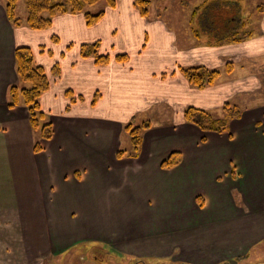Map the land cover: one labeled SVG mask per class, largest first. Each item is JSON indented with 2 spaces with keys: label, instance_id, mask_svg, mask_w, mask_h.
Instances as JSON below:
<instances>
[{
  "label": "crops",
  "instance_id": "obj_1",
  "mask_svg": "<svg viewBox=\"0 0 264 264\" xmlns=\"http://www.w3.org/2000/svg\"><path fill=\"white\" fill-rule=\"evenodd\" d=\"M134 2L105 4L92 27L83 13H66L33 30L13 25L0 0V264H70L75 251L97 264L96 247L150 263L222 264L264 242V100L257 72L264 71V10L257 12L260 27L238 33L242 41L216 42L195 35L199 24L202 32L210 29L204 21L214 4L207 0L192 12L204 7L200 20L182 32L157 8L141 16ZM221 4L230 9L226 0ZM237 5L224 23L234 32L247 18ZM95 41L109 64L82 57L81 46ZM19 47L31 49L51 84L40 106L53 136L40 140L39 152L28 109L8 106V90L19 83ZM123 54L128 60L117 62ZM198 66L221 76L196 89L180 69ZM242 98L249 103L239 104ZM230 100L240 115L227 132H204L183 119L188 107L216 111ZM167 105L176 118L162 123ZM138 117L136 125H152L135 156L118 159L119 150L128 151L125 137L132 148L125 126ZM175 153L180 162L164 168Z\"/></svg>",
  "mask_w": 264,
  "mask_h": 264
},
{
  "label": "trees",
  "instance_id": "obj_2",
  "mask_svg": "<svg viewBox=\"0 0 264 264\" xmlns=\"http://www.w3.org/2000/svg\"><path fill=\"white\" fill-rule=\"evenodd\" d=\"M3 2L9 21L15 26H20V19L16 16V9L19 0H3ZM100 2H105L110 7L116 5V0H66L65 2L62 0H25L27 9L26 25L33 30H44L51 27L52 20L57 15L66 13H83L87 24L92 26L104 16V11L97 14H91L85 11V8L87 6L96 5ZM151 4V0L135 1V6L139 9L143 17L149 16ZM203 10L204 7H201L194 12V18H197V22L200 20V12ZM242 25L245 27V22H243ZM201 28L202 27L199 24V28L195 30V35L198 38L202 37L200 34L202 33ZM238 33L241 34V30L239 32H234L231 28L230 31L224 33L225 35L223 34L224 38L222 39L231 42L242 41L243 38H240L241 36L238 37ZM245 37H248V34ZM218 38L215 40L216 42L222 40ZM100 47L101 45L99 42H95L91 45H82L81 55L84 58H93L97 65H106L110 63L111 57L108 54H101ZM15 57L19 83L10 86L8 90V106L10 109L19 106H24L28 109L30 123L39 135V138L35 143V151L39 152L42 150L40 140H50L53 136L52 123L49 120H46L45 114L40 106V98L49 90L51 84L45 69L34 63L31 49L19 47L16 50ZM116 60L126 62L128 56L118 55ZM53 71L57 75L59 73V67L55 66ZM180 71L187 81L197 89H205L213 86L221 76L220 70L209 69L203 66L181 68ZM226 71L228 73L232 71L231 64L227 65ZM239 115L240 109L236 105L225 104L223 105L222 114L220 116H215L206 109L191 106L186 108L183 118L185 122L197 126L204 132L221 134L228 131L229 122ZM151 125V122L147 121L141 125L130 123L125 126V130L130 136L133 152L131 153L125 149H121L117 153L118 159H122L125 156H135L141 146L143 132L146 129H149ZM179 162L178 154L175 153L165 160L162 166L164 168H171ZM138 261L144 262L145 260Z\"/></svg>",
  "mask_w": 264,
  "mask_h": 264
},
{
  "label": "rangeland",
  "instance_id": "obj_3",
  "mask_svg": "<svg viewBox=\"0 0 264 264\" xmlns=\"http://www.w3.org/2000/svg\"><path fill=\"white\" fill-rule=\"evenodd\" d=\"M62 1L65 2L66 0H62ZM201 1L202 0H151L152 4L150 6V14H151V12H153V11H151V10H153V8L154 9L157 8L159 10L160 16H162V19L165 20V22L167 23V25L169 27H171L173 30H181V32H182L185 29V27H187V23L191 24V21L193 23V27L195 26L194 23L196 21V18H194V15H192V12H193L195 7H197L198 5H201L200 4ZM207 1L210 2L209 6H212V4H214L213 7L215 9H213V7L208 9L207 17L204 21L205 27H206V25L207 26L209 25L210 29H206V30L204 29L203 30L204 32H202V28H201V32H202L201 35L205 39L214 41L218 37H219L218 39L224 38L223 34L226 33L227 31L231 30L230 24L224 25V23H226L232 19V10H234L235 12H237V10H240L238 8V5H237L240 2L242 3V8L244 7V9H245V14L247 17L244 19L245 27H244V25L240 26L241 32H243V29L255 31V28L261 26L262 17L257 16V14H258L257 12H262L264 10V0H229V1L226 0V6L230 5V9H227V8L225 9L221 6V5H223V4H221L222 0H207ZM105 4H106L105 2H100V3L93 5V6H87L85 8V11H87L88 13H91V14H97V13L103 11L102 8H103V6H105ZM116 4H117V0H116ZM134 5H135V2H134ZM241 11H243V10H241ZM150 14H149V16H150ZM16 16H17V18L20 19L21 25H25L26 18H27V9H26L25 0H19L18 5H17V9H16ZM149 16H147V17H149ZM85 20H86V18H85ZM86 23H87V21H86ZM97 23H95L94 25H96ZM94 25H92V26H94ZM92 26H89V27H92ZM195 29L197 30L198 27H195ZM205 32H207V34H204ZM179 36L182 37L183 44L185 45L186 41L184 40L183 34L182 35L180 34ZM56 41H57V38H56ZM97 42L100 43V41H97ZM91 44H93V43H91ZM91 44L85 43L83 45H91ZM123 55H125V54H123ZM116 61L119 63H125V62H120L118 60H116ZM53 70H54V68H53ZM53 70H52V73L54 75H56ZM257 72H258L259 79L262 82L261 83L262 84L261 85L262 93L259 94L258 98H259V100H264V71L257 70ZM59 74H60V71L57 75H59ZM199 90H201V89H199ZM254 92H256V90ZM253 94H255V93H253ZM246 99L247 100H245V99L243 100V98L239 99V104H241L242 106L246 105L247 102L249 101L248 98H246ZM226 104L234 105V103L231 100H230V102L228 101ZM222 109H223V107H221L219 110L210 111V112L213 113L215 116H220L222 114ZM162 111H163V113L164 112L166 113V114H164V116H159V117H162L161 118L163 120L162 123L165 122L166 120L170 121V120H173L174 118H176L175 114L173 115L174 109L172 107H168V105H167L166 109L163 108ZM151 118H150V120H151ZM140 119L141 118L138 117L137 120H135V122H134V120L129 121V122L132 124L134 123L136 125ZM128 141H129L128 138L125 137L123 140V148H128V151H130L132 153L133 149L128 146L129 145ZM87 247L88 246L85 247L86 251H88ZM93 250H97L96 255L93 256L97 264H136V263L137 264H162V262L161 263H158V262H151L150 263L149 261H146V260L144 262H140L138 260H132V259L126 258V257L115 258L110 253H107L108 249H106L105 247H101V248L96 247ZM82 252H84V251H82ZM79 253H80V251L79 252L75 251L72 255H70V258H68L67 262L70 264H91V261H89L90 259L88 261H83L80 258H78ZM135 261H138V262H135ZM53 264H63V262L60 260H55L53 262ZM163 264H168V263H163ZM222 264H264V242L260 245L254 246L248 252L246 257L242 256V258H237L234 261H230V262L222 263Z\"/></svg>",
  "mask_w": 264,
  "mask_h": 264
}]
</instances>
